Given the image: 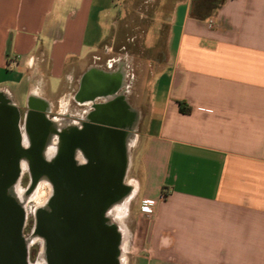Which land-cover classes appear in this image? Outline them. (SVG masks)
I'll use <instances>...</instances> for the list:
<instances>
[{"label":"crops","instance_id":"obj_1","mask_svg":"<svg viewBox=\"0 0 264 264\" xmlns=\"http://www.w3.org/2000/svg\"><path fill=\"white\" fill-rule=\"evenodd\" d=\"M130 47L147 94L137 184L164 197L154 250L264 264V0H0V88L20 103L55 110L91 70L128 87Z\"/></svg>","mask_w":264,"mask_h":264},{"label":"flooded vegetation","instance_id":"obj_2","mask_svg":"<svg viewBox=\"0 0 264 264\" xmlns=\"http://www.w3.org/2000/svg\"><path fill=\"white\" fill-rule=\"evenodd\" d=\"M123 81L122 74L93 70L81 82L75 77L74 86H68L72 93L67 106L84 107L78 116L58 117L49 102L36 95L20 104L11 100L19 111L23 153L10 195L25 212L21 201L39 185L46 187L48 197L37 211L50 207L58 195L102 205L129 194L126 133L139 117ZM103 215L107 218L106 211Z\"/></svg>","mask_w":264,"mask_h":264},{"label":"water","instance_id":"obj_3","mask_svg":"<svg viewBox=\"0 0 264 264\" xmlns=\"http://www.w3.org/2000/svg\"><path fill=\"white\" fill-rule=\"evenodd\" d=\"M18 121L17 107L0 94V264H31L23 235L27 216L10 195L23 153ZM113 202L99 205L58 195L37 211L35 234L43 239L46 264H120V231L103 215Z\"/></svg>","mask_w":264,"mask_h":264},{"label":"rangeland","instance_id":"obj_4","mask_svg":"<svg viewBox=\"0 0 264 264\" xmlns=\"http://www.w3.org/2000/svg\"><path fill=\"white\" fill-rule=\"evenodd\" d=\"M131 51H133V53ZM128 53L129 54H122L129 56L125 59L126 61L123 60L126 62L129 71V74L127 73L125 78V84L128 85V87H125L129 92L128 101L130 102L132 109L140 111L147 98V94L143 93V86L141 85L144 76L143 70L140 69L142 67V62L145 63V60L139 57L140 54L136 52V48L130 47ZM137 76L141 79L139 84L137 83ZM71 93L72 90L68 89L57 101L54 100L56 105L54 107L56 116L63 118L67 115L78 116L84 114V107L75 104L67 106ZM0 94L8 96L16 104H20V101L16 99L14 89L2 87L0 88ZM142 131L143 125L137 121L134 123L130 133H126L129 158L126 181L132 187L127 196L123 197L121 200L114 201L110 207H108L106 214L107 217L109 216V221L116 225L120 231V264H173L174 261L172 258H163L160 252L154 250L152 244L153 220L157 214L159 204L161 203L160 201H163V199L158 198L156 200L150 198L145 192V188L139 189L137 184L139 178L136 171V165L142 143ZM47 197L48 191L46 190V187L39 185L30 197H28V200L21 203L26 210V215H28L25 228L23 229V235L26 240H30V238L35 235L37 226L35 213L39 208L44 206ZM148 201L153 205L148 204ZM117 209H121L123 212L121 217H116ZM39 238V240L30 245L29 259L31 264H45L44 253L42 250L44 248L43 239L42 237Z\"/></svg>","mask_w":264,"mask_h":264},{"label":"bare ground","instance_id":"obj_5","mask_svg":"<svg viewBox=\"0 0 264 264\" xmlns=\"http://www.w3.org/2000/svg\"><path fill=\"white\" fill-rule=\"evenodd\" d=\"M16 125H17V130H18V138L20 139V141H21V136H22V134H21V131H20V127H19V121H18V124L16 123ZM20 157V156H19ZM21 159V158H20ZM20 159H19V164H18V170H19V168H20ZM131 162V161H130ZM39 191V190H38ZM43 192V191H42ZM19 194H21V193H19ZM36 197V196H35ZM34 197V198H35ZM17 200V199H16ZM45 200V199H44ZM21 201V200H20ZM31 201V200H30ZM23 202H25V201H21V203H23ZM42 203V202H41ZM41 206V205H40ZM116 206V205H115ZM112 211V210H111ZM110 211V212H111ZM28 212V211H27ZM122 211H121V209H117V212H116V217H121V215H122ZM28 214V213H27ZM28 216V215H27ZM109 217V216H108ZM40 236L39 235H37V233L35 234V235H33V237L32 238H30V240H27V241H25L24 243H25V245H26V247L27 246H30L33 242H35V241H37V240H39L40 238H39ZM43 250V249H42ZM121 254V253H120ZM121 259V258H120ZM120 261H122V260H120ZM126 262V261H125ZM127 263V262H126ZM37 264H40V263H37ZM124 264V263H123Z\"/></svg>","mask_w":264,"mask_h":264},{"label":"built area","instance_id":"obj_6","mask_svg":"<svg viewBox=\"0 0 264 264\" xmlns=\"http://www.w3.org/2000/svg\"><path fill=\"white\" fill-rule=\"evenodd\" d=\"M209 26H210V27H213V26H214V21H213V20H210V21H209ZM160 198H161V199H164L163 196H161ZM147 203L150 204V205H153V204H151L149 201H148Z\"/></svg>","mask_w":264,"mask_h":264},{"label":"trees","instance_id":"obj_7","mask_svg":"<svg viewBox=\"0 0 264 264\" xmlns=\"http://www.w3.org/2000/svg\"><path fill=\"white\" fill-rule=\"evenodd\" d=\"M182 110L184 111V112H190V109H185L184 107H182Z\"/></svg>","mask_w":264,"mask_h":264}]
</instances>
